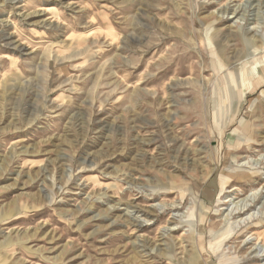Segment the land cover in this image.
Segmentation results:
<instances>
[{
  "label": "rangeland",
  "instance_id": "1",
  "mask_svg": "<svg viewBox=\"0 0 264 264\" xmlns=\"http://www.w3.org/2000/svg\"><path fill=\"white\" fill-rule=\"evenodd\" d=\"M0 264H264V0H0Z\"/></svg>",
  "mask_w": 264,
  "mask_h": 264
},
{
  "label": "bare ground",
  "instance_id": "2",
  "mask_svg": "<svg viewBox=\"0 0 264 264\" xmlns=\"http://www.w3.org/2000/svg\"><path fill=\"white\" fill-rule=\"evenodd\" d=\"M249 7H250V6H249ZM225 8L228 9L229 6H225V7L223 8V11L220 12V13H221V17L218 15V21H221V22L223 21L224 17H222V13H224V14L226 13ZM43 10H44V9H43ZM234 11H235V10H233V13H234ZM236 15H237V13H236ZM242 15H243V13H242ZM243 16H244V15H243ZM243 16H240L239 18H240V19H244ZM234 17H236V16H234ZM234 17H233V18H234ZM226 19H228V18L226 17ZM226 19H225V20H226ZM222 187H223V184H222ZM222 187H221V188H222ZM246 200H247V199H246ZM250 200H251V199H248L245 203H248V201H250ZM243 205H245V206H243L244 208L248 206V204H243ZM241 207H242V206H241ZM150 208H151V207H150ZM244 208H243V209H244ZM241 209H242V208H241ZM128 211H130V210H128ZM150 211H151V210H150ZM135 212L140 213V212H143V210H142V209H139L138 207H136ZM144 213H148V215H149V211H147V212L144 211ZM129 214H130V213H129ZM150 214H152V213H150ZM132 216H135L136 218H138V217H137L138 215H136L135 213H132ZM129 217H130V216H129ZM136 218H131V219L135 220L134 222L137 223L136 226H140L141 223L139 222V220H141V219L138 218V219H139V220H138V219H136ZM130 221H131V220H130ZM142 221H143V220H142ZM147 222H148V221H147ZM125 223H126V222H125ZM133 224H134V223H133ZM141 252H142V251H141Z\"/></svg>",
  "mask_w": 264,
  "mask_h": 264
}]
</instances>
